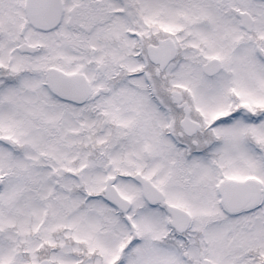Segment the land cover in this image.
<instances>
[{"label": "snow or ice", "instance_id": "6c2138e0", "mask_svg": "<svg viewBox=\"0 0 264 264\" xmlns=\"http://www.w3.org/2000/svg\"><path fill=\"white\" fill-rule=\"evenodd\" d=\"M0 264H264V0H0Z\"/></svg>", "mask_w": 264, "mask_h": 264}]
</instances>
